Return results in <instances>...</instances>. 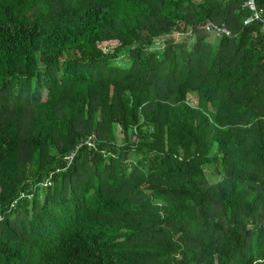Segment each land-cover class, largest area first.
<instances>
[{"label":"trees","instance_id":"obj_1","mask_svg":"<svg viewBox=\"0 0 264 264\" xmlns=\"http://www.w3.org/2000/svg\"><path fill=\"white\" fill-rule=\"evenodd\" d=\"M244 2L0 0V264H264Z\"/></svg>","mask_w":264,"mask_h":264},{"label":"built area","instance_id":"obj_2","mask_svg":"<svg viewBox=\"0 0 264 264\" xmlns=\"http://www.w3.org/2000/svg\"><path fill=\"white\" fill-rule=\"evenodd\" d=\"M244 7L250 11L251 16L245 21V24H251L253 22H263L262 13L257 7L256 0H245ZM216 30L220 34L230 35L231 32L226 27H216Z\"/></svg>","mask_w":264,"mask_h":264},{"label":"rangeland","instance_id":"obj_3","mask_svg":"<svg viewBox=\"0 0 264 264\" xmlns=\"http://www.w3.org/2000/svg\"><path fill=\"white\" fill-rule=\"evenodd\" d=\"M182 37L185 38V37H187V36H186V35H183ZM166 39H167V37H163V38L159 39V41L157 42V45H156V46H158V47H163L164 44H165ZM126 61H127V59H125L124 61H122L121 64L124 66L125 63H126ZM122 65H121V66H122Z\"/></svg>","mask_w":264,"mask_h":264}]
</instances>
